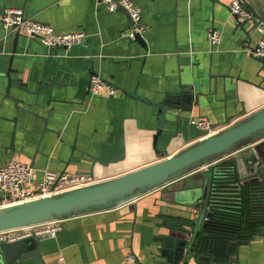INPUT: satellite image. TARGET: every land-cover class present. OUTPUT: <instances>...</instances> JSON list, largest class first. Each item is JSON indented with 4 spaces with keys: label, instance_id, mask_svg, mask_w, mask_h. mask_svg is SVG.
Masks as SVG:
<instances>
[{
    "label": "crops",
    "instance_id": "obj_1",
    "mask_svg": "<svg viewBox=\"0 0 264 264\" xmlns=\"http://www.w3.org/2000/svg\"><path fill=\"white\" fill-rule=\"evenodd\" d=\"M133 1L146 26L140 40L123 36L131 26L124 11L108 13L97 0H0V13L22 9L59 33L88 35L66 49L21 34L10 62L14 36L6 39L13 32L0 22V165L29 164L33 187L46 170L103 178L129 173L199 141L191 119L225 128L264 106V63L249 53L259 36L230 14L231 0ZM244 1L264 18V0ZM211 29L222 34L214 49ZM93 75L117 94L92 96ZM239 153L245 174L264 171V137ZM118 156L109 166L96 162ZM181 183L64 220L56 236L39 238L41 257L45 264H183L166 238L203 229L206 209L204 189L187 191ZM236 255L233 264H264V228L235 244ZM198 258L189 264H202Z\"/></svg>",
    "mask_w": 264,
    "mask_h": 264
},
{
    "label": "water",
    "instance_id": "obj_2",
    "mask_svg": "<svg viewBox=\"0 0 264 264\" xmlns=\"http://www.w3.org/2000/svg\"><path fill=\"white\" fill-rule=\"evenodd\" d=\"M241 24L245 25L246 23ZM12 35L14 38L10 62L16 54L21 33L19 31L6 33L5 38L13 37ZM177 119L182 120L184 117L177 116ZM263 137L264 106L217 134L199 140L156 163L98 184L0 207V233L118 208L182 180L183 183L180 186L184 190L197 192L204 189L202 196V207L204 208L213 171L220 163L234 164L241 181L264 175V171H261L260 168L250 175L245 174L246 161L239 153ZM121 157H114L109 163L100 160L96 162L109 166L110 163H116ZM208 167L211 169L207 170ZM211 216L212 212L206 214L207 218ZM201 220L202 218L200 222ZM206 227L207 222L201 226L203 229L197 228L192 232L185 231L186 238H166L168 247L176 253L178 263L189 264L191 258L201 254L203 257L210 258L209 264H215L219 242L205 233ZM39 244L40 240L37 237L1 244L0 264H18L31 257H36L41 264H45L39 251ZM225 253L228 257V264H233L234 261L238 262L237 255L234 258L230 254V250H226Z\"/></svg>",
    "mask_w": 264,
    "mask_h": 264
},
{
    "label": "built area",
    "instance_id": "obj_3",
    "mask_svg": "<svg viewBox=\"0 0 264 264\" xmlns=\"http://www.w3.org/2000/svg\"><path fill=\"white\" fill-rule=\"evenodd\" d=\"M97 1L108 13L122 10L128 15L131 26L129 30L123 34L124 37L135 40L144 35L146 26L143 23L142 10L133 0ZM229 10L230 14L236 18L238 22L250 24L251 31L258 34L257 45L255 48L250 49L249 53L264 63V18L255 11L249 9L244 0H231ZM0 22L4 25L7 32L19 31L25 37L39 38L44 44L51 47L71 49L72 47L82 45L88 38L85 32L69 34L59 33L49 25L26 18L22 9L5 10L0 13ZM208 40L212 49L217 48L222 41L221 32L214 29L209 30ZM89 92L92 96H115L117 94V89L107 85L100 76L93 75ZM190 124L200 131L202 136L199 140L217 134L224 129L215 127L210 121L203 119H191ZM33 177V168L29 164H25L21 161L16 160L0 165V191L4 197L0 201V207L54 196L110 179L98 175H74L68 172L58 174L46 170L43 173L42 181L36 187H33L31 184ZM66 219L2 232L0 233V245L4 243H14L30 237H54L58 231L62 229L64 220ZM208 220L209 219L206 217L205 223ZM62 260L63 259L60 261ZM126 261L136 263L132 255H128Z\"/></svg>",
    "mask_w": 264,
    "mask_h": 264
},
{
    "label": "trees",
    "instance_id": "obj_4",
    "mask_svg": "<svg viewBox=\"0 0 264 264\" xmlns=\"http://www.w3.org/2000/svg\"><path fill=\"white\" fill-rule=\"evenodd\" d=\"M254 179L242 182L230 162L220 163L213 171L204 207L212 216L204 231L219 242L217 264L227 263L226 250L232 255L235 244L260 234L264 228V175ZM181 223L193 228L190 222ZM198 257L202 264L210 262L206 256Z\"/></svg>",
    "mask_w": 264,
    "mask_h": 264
},
{
    "label": "rangeland",
    "instance_id": "obj_5",
    "mask_svg": "<svg viewBox=\"0 0 264 264\" xmlns=\"http://www.w3.org/2000/svg\"><path fill=\"white\" fill-rule=\"evenodd\" d=\"M254 180H255L254 178L253 179L251 178V179H247L246 181L247 182H251V181H254ZM246 181L245 180L244 181L242 180V182H246Z\"/></svg>",
    "mask_w": 264,
    "mask_h": 264
}]
</instances>
